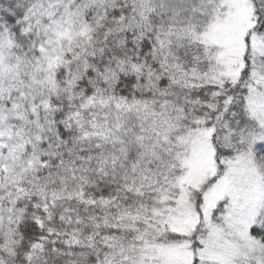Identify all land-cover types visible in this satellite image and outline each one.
<instances>
[{
  "label": "snow or ice",
  "instance_id": "6c2138e0",
  "mask_svg": "<svg viewBox=\"0 0 264 264\" xmlns=\"http://www.w3.org/2000/svg\"><path fill=\"white\" fill-rule=\"evenodd\" d=\"M0 264H264V0H0Z\"/></svg>",
  "mask_w": 264,
  "mask_h": 264
}]
</instances>
